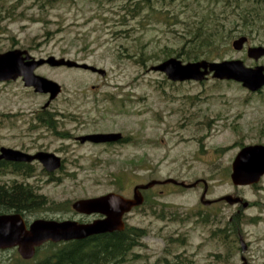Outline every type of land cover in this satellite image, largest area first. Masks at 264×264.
<instances>
[{
    "label": "rangeland",
    "instance_id": "1",
    "mask_svg": "<svg viewBox=\"0 0 264 264\" xmlns=\"http://www.w3.org/2000/svg\"><path fill=\"white\" fill-rule=\"evenodd\" d=\"M150 2L164 11L147 7L146 0H0V53L18 46L35 57H65L106 71V76L64 66L36 71L63 88L48 107L55 129L39 121L48 95L20 81L0 84V148L47 151L63 159L54 177L40 174L38 166L34 178L1 173L0 184L18 181L47 197L43 208L23 215L30 224L38 218L81 222L75 201L109 192L132 198L137 184L151 180H205L210 205L201 202L203 182L144 191L145 204L125 217L136 245L121 264H243L244 257L247 264H264V175L256 184L238 186L230 177L241 148L264 145V88L253 93L212 76L172 82L150 70L177 57L188 25L210 7L219 10L225 37L216 61L254 65L246 48L264 45V0ZM238 5L262 19L244 23L234 13ZM241 36L249 41L235 50L232 43ZM111 132L126 141L76 140ZM226 195L241 201L218 200ZM220 227L223 236L214 233ZM50 251L44 245L32 263ZM19 258L16 248L0 251V264Z\"/></svg>",
    "mask_w": 264,
    "mask_h": 264
},
{
    "label": "water",
    "instance_id": "2",
    "mask_svg": "<svg viewBox=\"0 0 264 264\" xmlns=\"http://www.w3.org/2000/svg\"><path fill=\"white\" fill-rule=\"evenodd\" d=\"M248 42L247 36L235 39L232 46L235 50H242ZM248 56L258 60L264 56V46H250L247 49ZM23 52L13 50L0 54V82L23 78L28 87H33L37 93L49 95L47 103L43 108H48L63 91L62 86L47 77L37 74L35 71L43 64L52 67L81 68L90 70L106 76L104 69L81 63L65 57L57 58L49 56L41 59H31L28 63L23 62ZM151 71L161 72L172 82L205 81L212 76L219 80H233L242 84L251 92H258L264 87V66L247 67L240 59L210 61L201 59L197 61L183 62L177 57H170L162 62L152 65ZM123 139L120 132L93 133L76 138L80 143H114ZM0 160L9 162H33L39 161L46 171L52 173L62 167V158L55 153L39 151L30 154L19 149L10 147L0 148ZM264 175V145H247L237 153L231 172V180L234 185H252L258 183ZM200 182L205 184L201 202L204 205L212 204L206 199L208 189L205 180H197L193 183L178 181L173 178L166 180H151L147 183L137 184L133 190L132 198L125 197L116 192H109L105 195L79 199L72 203V208L79 214L92 215L101 214L104 217L91 222H79L76 220H49L38 218L27 224L20 213L0 214V250L16 248L24 260H31L35 257L37 249L48 242L60 243L68 241H84L96 235L123 231L126 228L124 216L133 208L140 207L145 202L143 191L154 187L157 184L173 183L185 188L196 187ZM218 200H225L230 204L241 201L239 197L226 195ZM217 201V200H216ZM242 251H247V245L241 238ZM243 264H247L246 258Z\"/></svg>",
    "mask_w": 264,
    "mask_h": 264
},
{
    "label": "trees",
    "instance_id": "3",
    "mask_svg": "<svg viewBox=\"0 0 264 264\" xmlns=\"http://www.w3.org/2000/svg\"><path fill=\"white\" fill-rule=\"evenodd\" d=\"M52 2L55 0H51ZM160 0H155L158 2ZM166 1V0H164ZM213 1V0H211ZM147 7L157 13L164 11L151 6L150 0H146ZM132 8V7H131ZM132 11L133 8L131 9ZM161 10V11H160ZM234 13L242 18L244 23L251 24L262 18L258 13L246 7L238 5L234 8ZM255 16V18H253ZM195 20L190 23L185 37L184 46L177 51V58L184 62L197 61L201 59L218 60L221 54L218 52L222 45L223 21L219 10L210 7L205 13L199 12ZM180 20V18H178ZM172 55V54H171ZM46 117V116H44ZM40 122L51 129H55L56 121L53 115L50 119L40 118ZM7 163L0 165V169H10L13 172H21L23 168H9ZM53 176V175H52ZM51 176V177H52ZM54 177V176H53ZM47 197L37 192L36 189L28 184L13 181L0 184V214L20 213L26 215L43 208L47 204ZM131 229L124 231L102 234L91 237L84 241H68L62 243H47L51 251L40 261L32 263V260L18 259L15 262L4 264H121L123 263L130 250L136 245V238ZM42 248V247H41ZM41 248L37 249L35 257L40 253ZM34 257V258H35ZM33 258V259H34Z\"/></svg>",
    "mask_w": 264,
    "mask_h": 264
},
{
    "label": "flooded vegetation",
    "instance_id": "4",
    "mask_svg": "<svg viewBox=\"0 0 264 264\" xmlns=\"http://www.w3.org/2000/svg\"><path fill=\"white\" fill-rule=\"evenodd\" d=\"M48 1V0H47ZM50 1V0H49ZM248 41H249V38H248ZM247 44V43H246ZM246 46V45H245ZM262 46H264V45H262ZM248 47H250V46H248ZM248 47L246 48V55H247V57L248 58H250L249 56H248V52H247V49H248ZM245 48V47H244ZM243 48V49H244ZM242 49V50H243ZM13 50H21V51H23V52H27V53H23V58H25V59H23V62L24 63H28L31 59H41V58H46V57H35V55H33L32 54V50H30L29 48H22V47H14V48H10V49H8V50H6V51H4V52H1V53H5V52H8V51H13ZM242 50H239V51H242ZM0 53V54H1ZM27 55H29L30 56V58L31 59H29V58H27ZM262 58H264V56H262L261 58H259L258 60H255L254 58H251L252 60H254V65H246L247 67H257V66H264V64H260L259 62H260V60L262 59ZM240 60H242L243 62H244V60L243 59H240ZM81 63H83V62H81ZM44 66H50V65H48V64H43V65H41L39 68H41V67H44ZM39 68H37L36 69V71L39 69ZM74 69H81V68H74ZM84 70V69H83ZM35 71V72H36ZM37 73V72H36ZM94 73H96V72H94ZM14 81H20V82H22L23 83V85L25 86V88L26 89H28V90H33L34 92H36L35 91V89L33 88V87H28V86H26L25 85V83L23 82V78L22 77H19V78H17L16 80H10V81H2V82H0V84L1 83H9V82H14ZM37 93V92H36ZM45 95V94H44ZM41 111H43L44 112V114L43 115H45L46 117H44V116H40L39 117V121H40V118L42 119V118H45V119H50L51 118V113H49L48 112V108H43L42 107V110ZM46 112V113H45ZM54 117V116H53ZM124 141H126V138L125 137H123V139L121 140V141H119V143H122V142H124ZM115 143V142H114ZM118 143V142H117ZM102 144H112V143H102ZM22 151H23V149H22ZM41 151V150H40ZM24 152H27V153H30V154H34V153H36V152H38V151H36V152H34V153H31V152H29V151H26V150H24ZM62 162H63V159H62ZM3 163H7V166L6 167H9V168H16V169H19V168H23L22 169V171L21 172H19V171H16V172H13L12 170H10V169H7V170H4L3 168H1L0 169V174L1 173H4V174H9V173H15V174H19V175H21L22 177H24V178H26V179H28V178H34L35 176H36V172H37V170L39 169V168H37L38 166H40V171H38L40 174H43V175H48V176H52V175H54L55 173H56V171L55 172H52V173H50V172H48V171H46L45 170V168H43V166H42V164L39 162V161H33V162H9V161H6V160H0V165H3ZM143 194H144V192H143ZM144 197H145V202H146V196H145V194H144ZM138 207H136V208H133L132 209V211L134 210V209H137ZM10 213V212H9ZM12 213V212H11ZM129 214V213H128ZM78 215H80V218H81V222H90V221H92V220H94V219H100V218H103L104 216L103 215H101V214H92V215H85V214H79L78 213ZM127 215V214H126ZM126 215L124 216V220H125V217H126ZM24 217V216H23ZM25 218V217H24ZM26 220V219H25ZM28 222V221H27ZM125 223H126V220H125ZM126 226H127V223H126ZM126 229H128V228H126ZM214 233H216V234H220V235H222L223 236V228H219V229H215L214 230Z\"/></svg>",
    "mask_w": 264,
    "mask_h": 264
},
{
    "label": "bare ground",
    "instance_id": "5",
    "mask_svg": "<svg viewBox=\"0 0 264 264\" xmlns=\"http://www.w3.org/2000/svg\"><path fill=\"white\" fill-rule=\"evenodd\" d=\"M13 213H15V212H13Z\"/></svg>",
    "mask_w": 264,
    "mask_h": 264
}]
</instances>
